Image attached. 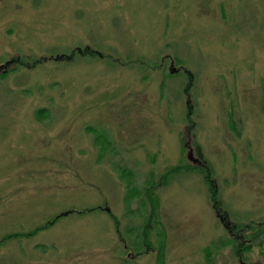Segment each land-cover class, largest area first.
Here are the masks:
<instances>
[{"label": "rangeland", "instance_id": "1", "mask_svg": "<svg viewBox=\"0 0 264 264\" xmlns=\"http://www.w3.org/2000/svg\"><path fill=\"white\" fill-rule=\"evenodd\" d=\"M1 71L0 264H264V0H0Z\"/></svg>", "mask_w": 264, "mask_h": 264}, {"label": "trees", "instance_id": "2", "mask_svg": "<svg viewBox=\"0 0 264 264\" xmlns=\"http://www.w3.org/2000/svg\"><path fill=\"white\" fill-rule=\"evenodd\" d=\"M75 54H77V55L80 54L81 56H93L94 57V55H97L98 53L93 52V51H91L88 48H85L84 50L80 49V48H76L75 51H73L69 55H58L57 61L72 60L74 58V56H76ZM95 57H99V54L97 56H95ZM44 61H45V59L34 60L33 65L41 64ZM10 62H11V64L10 65L8 64L7 68L10 67L11 65L16 64V63L20 64V60L19 59H15V60L13 59ZM172 73L173 74H177L175 72H172ZM172 73L170 72V74H172ZM183 73H185L187 75L186 76L187 77V84L185 85V88H184L183 92L185 94H188V91L190 90V88L192 86V83H193V75L187 70L185 72L183 71ZM0 76L1 77H5L6 76L5 72L1 71L0 72ZM35 114H36L37 117L41 116V118H44V117H46L48 115V110L47 109H38V110H36ZM188 117H190V111L187 113V118ZM189 128L190 127H188V129ZM197 155L201 156L199 151H197ZM202 163H203V165H202ZM202 163H201L200 166H197V164H196V166L198 167L199 170L204 172L205 182L210 184L209 185L210 197H211L212 202H214V209L217 210V218L219 219V222L223 225L224 229H226L228 231V233L230 234V237H231V238H228L226 241L222 242V247L224 248V247H227L229 245H232L234 247V249L236 250L237 257L242 258V255L244 254V252L249 250V249H251V243L253 242V239L251 240L250 244H246L241 239H238L239 237L237 238V237L233 236V234H231V231L233 229H235L236 227L234 225H230V221L228 219V216L223 211H220L221 210V208H220L221 206H220V203L217 200V191H216L215 187L211 184V172H210V169L207 166H205L203 161H202ZM192 168L193 167L190 166V165L177 166V167H175L173 169H170L168 172H166L165 175L163 176L162 180L165 181L167 179V177L171 176L172 174L178 173V172L183 171V170H189V169H192ZM148 201H149L150 205L152 206L151 207L150 216L148 217V220L150 221L151 219L154 218V216H156V211H157V207L158 206H157L156 197H154L153 194H150ZM94 210H101V209L100 208H95V209H90V210H87V211L88 212H92ZM106 212L110 216V219H111V221L113 223V228L115 230V234L118 237H120V240H122L121 235H120V231H119V222H118L117 218L113 217V215L110 212H108V211H106ZM56 220H57V218H52L50 220V222L47 223L46 226H49V225L53 224ZM254 229H259L260 233L264 232V224L249 223L244 228V230H254ZM39 230L40 229H35V230L27 232V233H15V234L5 235V236H3L1 238L0 245L3 244L5 241L11 240V239H17V238H20V237L27 238V237L33 236V235L37 234L39 232ZM148 231H149V229L146 226H144V228H143V237H144L145 241L148 238V235H147ZM253 237H256V234H254ZM209 250H210V248L209 249L208 248L205 249L206 254L209 253Z\"/></svg>", "mask_w": 264, "mask_h": 264}, {"label": "water", "instance_id": "3", "mask_svg": "<svg viewBox=\"0 0 264 264\" xmlns=\"http://www.w3.org/2000/svg\"><path fill=\"white\" fill-rule=\"evenodd\" d=\"M57 58H58V57H57ZM7 64H8V63H7ZM170 72L172 73V70H171ZM187 156H188V159H191L192 153L189 151V152L187 153ZM194 162L197 163V164H200V161H199L198 159H195Z\"/></svg>", "mask_w": 264, "mask_h": 264}, {"label": "flooded vegetation", "instance_id": "4", "mask_svg": "<svg viewBox=\"0 0 264 264\" xmlns=\"http://www.w3.org/2000/svg\"><path fill=\"white\" fill-rule=\"evenodd\" d=\"M172 70V69H171Z\"/></svg>", "mask_w": 264, "mask_h": 264}]
</instances>
